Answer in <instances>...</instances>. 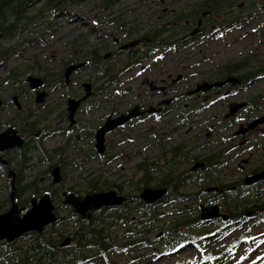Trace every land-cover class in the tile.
Instances as JSON below:
<instances>
[{"label":"rangeland","instance_id":"obj_1","mask_svg":"<svg viewBox=\"0 0 264 264\" xmlns=\"http://www.w3.org/2000/svg\"><path fill=\"white\" fill-rule=\"evenodd\" d=\"M204 1L206 0H118L112 8L104 10L98 4V0H90L82 4L83 12L71 19H67L61 12L53 13L49 19L50 30L46 22L32 27L25 26L20 33L22 38H36L32 42L21 41L16 54H7L0 60V99L3 100L0 107V131L11 124H16L14 121H18L16 119L18 110L27 109L29 106L39 108L41 111L51 108L52 111H49L46 119L52 120V123L37 130L40 136L37 142L41 147L36 146L30 151L31 160L28 163L36 162L43 156H48L50 161L55 162L57 156L50 152L63 145H68V152L82 148L86 154L92 153L96 149L97 126L101 125L109 114L117 115V112L147 100L155 103L157 99L163 98V95L172 97L179 90L185 92L202 80L220 78L222 77L220 71L228 62L247 58L244 69H238L237 74L242 73L247 66L248 69L255 70L264 64V12L260 10V4H263L264 0H226V5L219 11L204 8ZM207 10H210L207 13L209 18H205V21L199 24V27L204 28L206 38H201L199 42L187 41L185 45L187 39L185 33L196 28L197 15L200 16L202 13L203 18V12ZM114 16H119V20L109 22L108 19ZM187 19H191L192 28L187 26ZM237 19L244 20L235 23V27L230 28L227 33L220 34L221 31L217 30L216 34H213L218 25L234 23ZM157 30H161L157 38L149 37L148 34L152 35ZM16 37L12 35L5 40L0 37V44L13 43ZM161 37L169 38L168 40L173 43L169 42L170 44L161 48L160 45L155 44L161 41ZM171 44H179L178 46L181 47H172ZM153 46H157L156 50L160 48L151 52ZM92 48L102 55L96 66H101L103 69L109 65L114 71L115 81L104 83L112 76L88 63L92 57L87 51ZM117 49L120 51L119 55H114L112 52ZM72 58L74 61L71 62L85 63L84 67H78L71 73L68 82L71 87L69 93L68 85L62 83L60 74L67 66L66 61ZM136 58H140L139 63L125 69V64L130 60L134 62ZM10 68L18 70L15 81L7 79ZM26 69H31V72H25ZM184 73L187 76L182 78L181 74ZM28 74L48 76V83L40 87L45 91L43 101L36 100V89L30 88L26 80ZM149 80H154L158 88H165L161 85L168 86L169 91L163 92L160 89V92L159 90L154 92L149 86ZM248 80L245 87L240 88L235 85L233 92L227 93L226 88L213 91V94L206 98L207 101L210 100L208 101L210 105L206 108L203 107L207 103L206 100L200 97L197 105L203 109L192 115L187 124L174 126L171 122L165 125L162 121L166 118L164 114L161 119L158 114H154L145 119L130 120L125 126L107 133L106 155L96 154L88 159H81L79 166H75L74 162L69 163L67 172L62 175L63 179L58 182L54 183L53 176L45 172L49 166L48 161L36 162L35 166L26 169L24 171L26 179L29 181L39 174L40 190L44 186L55 185L61 196L65 190L79 191V194L89 192V180L94 176L100 177V182L104 185V188L99 190L119 189L114 185L110 186L111 183L123 181L128 183L136 175L144 173L136 171L137 164L143 157L161 163L166 158L164 154L162 155L163 148L167 149V155L170 156L175 146L186 152L187 157H178L179 161L172 169L173 174L184 168L192 169L196 162H204L201 159L204 155L220 151L224 164L218 165L215 169L220 174L219 178L243 179L247 173L253 171V168L264 167V129L261 128L263 135L253 139L259 142L257 147L248 146L247 150L243 148L246 144L244 137L234 135V131L242 122L245 123L264 114V76L248 78ZM85 81L91 82V94L82 101L81 112L80 114L77 112L75 116L77 118L80 116L91 124L94 133L81 137L79 133L81 130L76 129L73 132L68 130L72 120L66 116L69 112L66 110L68 104L65 100L70 96L79 98L86 94L83 86ZM129 87L131 88L128 89ZM26 89L28 91L25 93ZM13 96H17L20 109L13 102ZM247 98L254 101L255 105L237 109L239 112L233 114L235 117H232L233 115L225 117L234 102L244 101ZM180 101L181 103H176L172 110L167 112V116H178L184 101L189 102L188 98H182ZM153 105L158 107L156 104ZM180 116H189V114L182 112ZM230 117L233 119H227ZM178 118L175 117L176 120ZM17 128L20 129V126ZM41 129L47 132L42 133ZM154 133L160 134V138L158 139ZM258 134L255 133L251 137L255 138ZM168 168L169 164L163 163L162 169L165 172L169 171ZM198 168L201 166L195 170H199ZM202 169L207 170L205 163ZM100 174L102 176H98ZM155 174L163 175L162 171H155ZM8 176L0 168L1 199L7 197L10 192V188L5 185ZM199 176L180 186L181 191L193 192L197 195L166 203L161 207L165 214L154 221V229H150L147 223L135 226L136 221L130 223V228L127 229L124 220L118 221L113 234L117 236L115 243L122 248L108 250L107 257H111L119 264H264V218L255 215L257 213L254 210L249 211L247 222L235 229L232 234H225L218 240L209 238L210 241L206 243L202 241L203 248L192 242L183 244L181 241L177 245L180 247L175 248L174 251H160L167 242L164 231L170 229V224L174 220L181 221L184 216L196 213L198 204L205 203L206 198L213 195L212 191L207 190L208 187H201L206 186L207 183L204 177L201 179ZM211 176L217 174L212 173ZM201 189L202 192L199 193ZM141 191H135L133 184H127L121 192L138 195ZM30 192L26 190L23 195H28ZM60 195L57 197L59 198ZM134 207H136L135 203L131 204L130 216L133 220L139 216V212L141 213V209L138 211V208L134 209ZM58 212L60 215H66L69 213V208H58ZM75 224L74 217L70 215V218L56 226L60 231L68 233ZM214 226L215 223L211 222L205 225L204 229L213 230ZM242 232L261 235L253 236V239H243L236 247L229 249L228 246L233 238ZM136 239H139L138 242L130 246L123 244ZM146 239H149L147 243H145ZM26 240L27 238L24 237L15 243H23ZM7 249L0 248V252L5 253L3 258L6 257ZM1 264L8 262L5 259ZM91 264H104V260L99 261L98 257H95Z\"/></svg>","mask_w":264,"mask_h":264},{"label":"trees","instance_id":"obj_2","mask_svg":"<svg viewBox=\"0 0 264 264\" xmlns=\"http://www.w3.org/2000/svg\"><path fill=\"white\" fill-rule=\"evenodd\" d=\"M89 1L90 0H0V37L5 40L12 35L17 36L16 41L13 43L10 42L7 45L0 44V60L7 54H16L21 41L27 40L26 42H32L33 39L36 38H22L20 33L25 26L30 25L32 27L36 24L46 22L48 25L47 28L50 30L51 27L49 24L51 22L49 19L53 16V13L57 14L61 12L66 16L67 19H71L81 14L83 12L82 4ZM117 1L118 0H98V4L105 10L107 8H112L117 3ZM203 4L205 5L204 8L219 11L223 6L226 5V0H206L203 2ZM180 17L182 18L183 16ZM116 20H119V16L110 17L108 19L109 22H114ZM226 20L228 19L226 18ZM242 20L244 19H237L235 21L236 23H239L242 22ZM160 31L161 30H157L152 35L148 33L147 34L149 37L157 38V35L160 33ZM161 38V41H159L157 45H166L167 43L171 42L168 40L169 38ZM163 41L165 42L162 43ZM87 54L92 57V59H89V63L95 66L98 65V62L102 57L98 50L92 48L87 51ZM138 60H140V58H136V61ZM71 61H74V58L67 60L66 64H69ZM136 61L134 62L136 63ZM246 61L247 58L237 62H228L224 65V69L220 71V75L223 76L235 73L238 69H244ZM130 62H132V60L127 62L125 66H129L131 64ZM134 62H132V64ZM96 67L99 68L98 70L106 72V74L112 76L111 78L106 79L104 83L108 84V82L115 81L113 80L114 71L113 69L109 68V65L103 69H101V66ZM24 71L30 73L31 69H26ZM258 73H264V64L258 66L255 70L248 69L247 66V69L243 70V73L239 74L241 77L248 79L253 78ZM17 75V68H10L8 70L7 79L15 81ZM44 77L48 80V76L45 75ZM60 79H62V83L64 85H67L64 72L60 74ZM23 80L26 82L25 79ZM68 88L69 93H71V87L69 84ZM102 89L104 90V88H101V90ZM28 90L26 89L24 92L26 93ZM84 108H86V106H84ZM201 109H203V107H201L200 110ZM180 110L181 111L178 112V116L175 117H179L182 112H185V108L183 106ZM49 111H52V109L49 108L45 111H41L39 108L29 106L27 109L24 108L17 111L16 119L18 121L14 122L20 126V131L37 132L40 127H48L52 123V120L46 119ZM175 117L168 116L164 118V124L166 125L172 122L174 126H178L185 123L184 119L181 120V116L180 121L176 120ZM82 125L85 127L84 135L94 133V128H92L91 124L86 122ZM154 135L158 139L160 138V134L154 133ZM74 137L77 138V136ZM37 141L38 138L32 135V137L27 141L25 148H15L14 152L9 154L10 160L15 163L14 167L17 170V183L20 192L25 194L26 190L33 188V193L25 198L26 200H29V202L32 195H36L40 192V186L38 185L40 176L37 174L38 176L28 181L26 179L27 176L24 174L26 169L35 166L36 162L41 163L48 161L49 166L46 168L45 172H49L50 175L51 169L55 164L62 165L63 171L67 172V165L69 163L74 162L75 166H79L81 165V159L85 160L92 155L97 154L96 150H94L92 153L86 154L82 148L68 152V145H63L58 146L52 152H50L56 154L57 160L55 162L50 161L48 156H43L39 157L36 162H31L29 164L28 162L31 160V155L29 154L30 151L34 149V147L40 146ZM166 150V148H163L162 151V155L164 154L166 156V158L163 159V162L161 161L160 163L156 160H152L151 158L143 157L138 162L136 167V171H143V174L139 176L136 175L128 183L125 181L120 183L112 182L110 185L118 187L120 189H118L119 191L124 190V187H126L127 184H133L135 191L142 190L147 185H167L170 187V189L164 200L161 199L154 204H147L142 198L139 197V195H132V192H128L127 194H129V198L123 203V205L115 208L102 207L100 210L92 211L91 216H82L77 214L74 212L72 207H69V213L66 215H61L57 222L47 225L42 232H30L22 236L20 239H23L24 237L27 238V240L23 243L17 244L15 243L16 241H0V248H8L5 258H3L5 253L0 252V259L3 258V260L0 261V264L5 259L7 260L8 264H91L95 257H98L99 261L104 260V264H119V262L115 261L111 257H107L106 255V252L110 249L116 250L122 248V246L115 243L117 236L113 234L114 227L118 221L124 220L127 229L130 228L129 224L133 221H136L135 226L147 223L149 224L150 229H154V221L165 214L161 207H163L166 203L171 202L172 200L180 201L181 199L191 198V196L197 195L193 192L181 191L180 186L184 183H188L194 179H197L198 175H200L199 178L202 179L204 174L202 173L201 169L198 170L199 172H195L191 168H184L183 170L178 171L177 174H173L172 169L178 163V157H187V153L183 152L179 146H175V148L171 150L172 154L170 156L167 155ZM50 156L53 158L52 154H50ZM201 159L206 160L207 167H212L213 165H216L217 167L222 162L220 160H223L220 151L214 154L211 153L204 155ZM163 163L169 164L168 172H165V170L162 169ZM155 171H162L163 175L156 176ZM98 176H102V174ZM155 180L156 182L154 183ZM50 186L51 185L44 186L43 188L49 190ZM201 187L203 188V186ZM72 188L75 189L73 186ZM89 188L90 189L88 191H95L104 188V185H102L100 182V177H91L89 180ZM199 191V193H201L202 189ZM246 191L256 193V195H254L256 198L252 197L250 199V201L255 199L251 201L252 204L250 206L257 207V211L264 213V209L261 208L262 206L264 207V182L262 184L258 183L250 187L246 186L240 191L224 198L223 202L229 208L228 210L232 212L231 209L233 208V213H242L235 211V209L240 204V202L237 200L239 194H241V192L246 193ZM56 195H60V192L52 191V197L54 199L56 198ZM132 203H135L136 207H134V209L138 208V211L141 209V213L139 212V216L135 220H133L130 216L132 211ZM9 204L10 194H8V196L3 199L0 198V212L6 210ZM231 206L233 207L231 208ZM112 209L114 210L110 211ZM70 215L74 217L76 222L75 227L68 233L60 231L56 224L66 221L68 218H70ZM207 224V222L202 221L200 218V208H198L196 213L184 216V219L181 221L174 220L170 224V229L164 231V237L166 238L167 242L163 244V250L168 251L175 249L178 247L177 245L181 241L183 243L192 242L199 246L200 241L204 240L205 238L202 233H209V231L204 229V225ZM147 231H149V229ZM67 235L72 237V242L66 246H60L59 242H62ZM138 240L139 239L133 241L129 240L123 242V244L130 246L131 244L137 243ZM148 241L149 239H146L145 243ZM12 258H15L16 260L14 261Z\"/></svg>","mask_w":264,"mask_h":264},{"label":"water","instance_id":"obj_3","mask_svg":"<svg viewBox=\"0 0 264 264\" xmlns=\"http://www.w3.org/2000/svg\"><path fill=\"white\" fill-rule=\"evenodd\" d=\"M264 8V5H263ZM137 41V40H136ZM132 44L134 42H131ZM84 63H73L69 64L65 70V76L67 81L70 79V74L73 70L82 66ZM29 84L32 88H38L44 84L45 80L40 76L29 75ZM240 81V78L236 76H229L225 80L216 81H204L197 86L195 91L208 90L216 85H223L226 81ZM83 85L86 87L87 93L81 98L71 97L68 99V111L69 117L75 120V112L80 106L82 100L86 99L90 94L91 83L84 82ZM45 91L37 89L38 102L44 99ZM17 100V96H14ZM2 99H0V107L2 105ZM19 104V103H18ZM244 102H236L231 105V111L229 114L234 113L239 107L243 106ZM20 105V104H19ZM157 109L155 107H149L147 110H141L140 105H136L130 109L128 113H122L119 116L112 117L109 116L107 120L101 125L96 132V149L99 153H103L106 148V134L108 131L122 125L132 117L143 114L145 111H153ZM264 120V116L255 119L251 122V126L258 124ZM24 143V138L17 132V129L10 126L5 130L0 131V150H7L12 147H20ZM198 166H204V162H196L192 169ZM12 175V191H11V206L8 210L0 212V240L6 239L8 241H14L18 239L19 236L31 232V231H43L47 224L53 223L59 219L55 208L56 205L53 203L50 193H43L40 197H33L31 202L32 206L28 208L24 213L22 210L24 207L19 205L17 198L19 196V188L16 184V172L12 169L9 172ZM62 179L61 166L56 165L53 168V182H58ZM264 180V169L258 172L248 173L244 181L248 185H252L259 181ZM207 188V190H209ZM168 192L167 186H146L139 194L147 203H155L159 199L163 198ZM64 204L72 205L75 212L83 216H90L91 211L94 209H99L105 206H118L122 205L126 200L127 196L119 193L117 189L111 188L106 190H98L93 192H88L85 195H79L75 192H65ZM218 214V206L212 205L207 206L201 204V217L203 219H209ZM71 238L67 237L62 245H67Z\"/></svg>","mask_w":264,"mask_h":264},{"label":"flooded vegetation","instance_id":"obj_4","mask_svg":"<svg viewBox=\"0 0 264 264\" xmlns=\"http://www.w3.org/2000/svg\"><path fill=\"white\" fill-rule=\"evenodd\" d=\"M208 12H210V10H207L205 13L203 12V14H204L203 18L201 16L202 13L200 14V16H199V14L197 15V21H196L197 22V26H196V28L194 27L195 29L192 28L193 25L190 23L191 22V19H187L188 27H190L192 29H190L188 31V33H185V38H187L186 41L198 42V41L201 40V38H205L206 37L204 28L199 27L200 26L199 24L203 23L205 21V18H209V17H207L209 15V14H207ZM200 18H202V19H200ZM199 21H201V23H199ZM200 29H201V31H200ZM217 30L218 31H221L220 34L223 33V28L218 25L217 28H216V30L213 32V34H216V31ZM113 52L117 53V52H119V50L118 49L117 50H113ZM184 74H181V77L182 78H185L187 76V74H185V75ZM224 77H228V75L222 76V78H224ZM209 80L210 81H213V79H209ZM174 82H176V81H174ZM153 83L152 84L154 86H158V84H156L155 82H153ZM161 86L162 87H165L164 89L162 88V90L164 92H168L169 91L168 86H166V85H161ZM234 87H235V85L229 83V84H225L222 87L215 88V89L212 87V90H210L207 93H203V92H190V93H188V91H190L192 88H190L186 92H182V91L179 90L178 92H176V94L174 93V95L172 96L173 97V100L170 101V102H162L160 104L161 100L167 99L166 97H164V98L157 99L155 101V103L154 102H150L149 100H147L144 103L141 102V105L143 107H145V106H148V105L156 104V105H158L160 107V110L158 112L162 113V112H167L176 103H181L180 99H182V98H186L187 99L188 98L189 102L187 103V101H184L183 106L185 107V113L189 114V116H184L185 118L184 117L183 118L181 117V120L184 119V122L186 124V123H188L189 118L192 115H196V113H198L197 112L198 110H196V109L198 107L197 104H198V100L200 99V97H203L204 100H206V98L210 97L213 94V91H220L223 88H226L227 89V93H229V91H232V89ZM155 89H158V87H155ZM246 101L248 102L246 108L252 107V106L255 105V102L252 101L250 98H247ZM242 109H244V108H242ZM238 112H239V110L236 111L234 114H236V113L238 114ZM227 113L228 112H226L225 117H228L230 115H233V114L228 115ZM146 116H149V114L146 113L143 117H146ZM259 116H261V114ZM232 117H235V115H233ZM232 117L227 118V119H233ZM178 121H180V117L178 118ZM252 121L249 120V121H246L245 123L242 122V124L240 125V127L237 130L234 131L235 132L234 133L235 136L242 135L244 137V141H246V144H245V146L243 148H245V147L248 148V146L250 147V146H254V145H256V147H257V144L259 142H256V140L253 141V139H257L258 138L257 136L263 135V133L261 131V128L264 129V121H261L260 123L254 125V126H251L250 124H251ZM229 123L230 122H228V124ZM211 127L213 128V123H212V126ZM16 129L26 139L25 144H24V147H22V148H25V146L27 145V141L33 135V132L28 131L27 133H25V132L20 131L19 128H16ZM43 132L44 131L42 130V133ZM255 133H259V134L256 135L255 138H252L251 136L253 134H255ZM35 135H36V137H40L39 136V133L38 134H35ZM12 148L11 149H7V150H0V168H1V170L3 172L7 173L8 175H9V172L12 170L11 168L12 167L15 168L14 167L15 164H14L13 161L10 160V155H9V154H12L14 152V149L15 148H13V149ZM227 149H229V146H228ZM233 155H236V154H233ZM233 155L231 156V158H233ZM203 161H205V164L207 166L206 160H203ZM220 161H222V162L219 165H223L224 164V161L223 160H220ZM202 167L201 168H198V169H201L202 173L204 174V180L207 183V185L204 186L203 188H205V187L207 188L209 186L210 187V190L209 191L211 192V190H212V192H213V195L211 197H208L209 200L206 198L205 203H207L206 205H212L213 204V205H217L218 206V214L219 215L214 216L213 218H211V221H213L215 223V226L213 228V240L221 239V238H223V236H225V234H232L235 229H237L242 224H244L245 222H247V218H249V211L250 210H254L257 213L255 215L264 218V215L261 216L264 213H261V212L257 211L258 210L257 207L250 206L252 204L251 201L255 200V199H253V200L250 201V199L252 197L253 198H256V197H254V195H256V193H253L251 191H246V193L245 192L242 193L243 192L242 191L241 194H239V196L237 198V200H238V202H240V204L235 209V211L242 212V213H238V214L237 213H233V208H232L233 206H231V208H232L231 211L232 212H230L228 210L229 208L223 202V199L226 198V197H228L229 195L234 194V193L240 191L241 189H243L246 186L247 187L252 186V185H248V184L245 183L244 177H243V179H239V180H228V179L224 180V179H220L219 178V175L220 174H218L216 172V170H215L216 165H213L212 167H207V170L206 171L203 170ZM257 168L258 167H255V168H253V170L254 169H257ZM4 169H6L7 171H5ZM194 171L196 172L198 170H195L194 169ZM212 173L213 174L216 173L217 176H211ZM5 185L7 186L8 189L12 185L11 178L9 176L6 178ZM254 185H256V184H254ZM49 188H50L49 190H46L45 188H42L40 190V192L38 194H36V196H41L44 192H47V191H49L51 193V195H52V191L53 192H57V189H56L55 185H53V186L51 185ZM28 191H31V192L28 195H23L20 192V189H19V196L17 198L18 201H19V204L21 206H25L26 209L30 206L29 205L30 202H29V200H26L25 198H27V196H29L31 193H33V188L32 189L31 188L28 189ZM67 191L69 192L70 190L63 191L62 196L60 195L59 198L57 197V195H56V198L55 199L52 198L53 201H54V203L57 205L58 208H61V207H64V206H66V207L69 208V206H71L69 204H66V205L64 204V199H65L64 193L67 192ZM205 191H207V190H205ZM81 195H83V194H81ZM33 196H35V195H32L31 197H33ZM165 197H166V195H165ZM165 197H163V200L165 199ZM127 200H128V198H127ZM132 204H134V203H132ZM147 204H149V203H147ZM116 207H118V206H116ZM112 208H115V207H112ZM261 208L264 209L263 206ZM100 209H98V210H100ZM200 218H201V214H200ZM208 220L202 219V221H208ZM222 222H224V223H222ZM263 234H264V232H263Z\"/></svg>","mask_w":264,"mask_h":264},{"label":"bare ground","instance_id":"obj_5","mask_svg":"<svg viewBox=\"0 0 264 264\" xmlns=\"http://www.w3.org/2000/svg\"><path fill=\"white\" fill-rule=\"evenodd\" d=\"M67 110V109H66ZM64 172V171H63ZM52 179V178H51ZM220 185V184H219ZM209 187V186H208ZM212 191V190H211ZM215 191V190H214ZM218 192V191H217Z\"/></svg>","mask_w":264,"mask_h":264}]
</instances>
